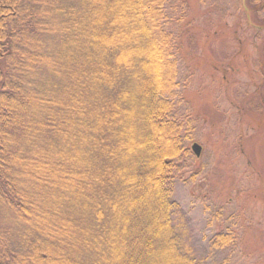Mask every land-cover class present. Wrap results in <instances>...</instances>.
<instances>
[{
  "label": "trees",
  "instance_id": "trees-1",
  "mask_svg": "<svg viewBox=\"0 0 264 264\" xmlns=\"http://www.w3.org/2000/svg\"><path fill=\"white\" fill-rule=\"evenodd\" d=\"M165 3L0 0V264H196Z\"/></svg>",
  "mask_w": 264,
  "mask_h": 264
},
{
  "label": "rangeland",
  "instance_id": "rangeland-1",
  "mask_svg": "<svg viewBox=\"0 0 264 264\" xmlns=\"http://www.w3.org/2000/svg\"><path fill=\"white\" fill-rule=\"evenodd\" d=\"M163 12L182 147L171 223L196 264H264V0H166ZM217 234L229 242L214 246Z\"/></svg>",
  "mask_w": 264,
  "mask_h": 264
},
{
  "label": "water",
  "instance_id": "water-1",
  "mask_svg": "<svg viewBox=\"0 0 264 264\" xmlns=\"http://www.w3.org/2000/svg\"><path fill=\"white\" fill-rule=\"evenodd\" d=\"M191 149H192V151L194 152V154H195L196 156L199 155V152H200V146H199V145H197V144H193L192 147H191Z\"/></svg>",
  "mask_w": 264,
  "mask_h": 264
}]
</instances>
